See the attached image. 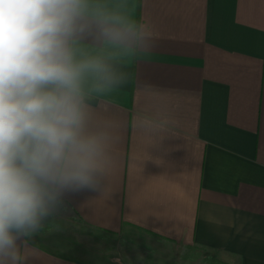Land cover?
Returning <instances> with one entry per match:
<instances>
[{
	"label": "crops",
	"instance_id": "obj_1",
	"mask_svg": "<svg viewBox=\"0 0 264 264\" xmlns=\"http://www.w3.org/2000/svg\"><path fill=\"white\" fill-rule=\"evenodd\" d=\"M128 3L155 46L126 58L124 87L90 101L93 124L117 137L106 190L70 195L59 213L101 235L264 264V0ZM50 226L26 264H87Z\"/></svg>",
	"mask_w": 264,
	"mask_h": 264
},
{
	"label": "clouds",
	"instance_id": "obj_2",
	"mask_svg": "<svg viewBox=\"0 0 264 264\" xmlns=\"http://www.w3.org/2000/svg\"><path fill=\"white\" fill-rule=\"evenodd\" d=\"M154 46L128 0H0V264L36 256L68 196L106 190L117 137L90 101Z\"/></svg>",
	"mask_w": 264,
	"mask_h": 264
},
{
	"label": "rangeland",
	"instance_id": "obj_3",
	"mask_svg": "<svg viewBox=\"0 0 264 264\" xmlns=\"http://www.w3.org/2000/svg\"><path fill=\"white\" fill-rule=\"evenodd\" d=\"M50 220L47 225H56V236H62L59 244L88 254L87 258H83V255L74 256L87 264H227L220 255L209 251L164 246L158 240L138 232L101 235L66 220L59 212Z\"/></svg>",
	"mask_w": 264,
	"mask_h": 264
}]
</instances>
